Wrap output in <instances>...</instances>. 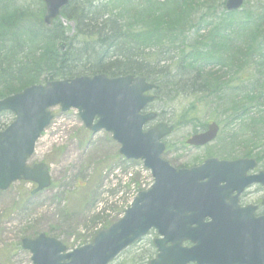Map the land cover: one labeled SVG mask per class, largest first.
<instances>
[{
    "label": "water",
    "instance_id": "obj_1",
    "mask_svg": "<svg viewBox=\"0 0 264 264\" xmlns=\"http://www.w3.org/2000/svg\"><path fill=\"white\" fill-rule=\"evenodd\" d=\"M68 1L43 0L46 25ZM242 1L227 0L225 10H237ZM153 89L143 79H107L101 75L32 86L0 101V113L14 116L11 125L0 132L1 191L21 180L37 185L32 194L50 186L44 165L29 168L25 164L52 119L48 109L57 105L61 112L76 109L90 131L112 134L120 144L119 154L126 160H142L154 179L153 186L137 195L123 218L99 232L90 245L64 253L57 240L44 235L23 239L21 248L30 253L31 264H108L150 229L162 239L153 241L157 255L148 264H264V217L255 219L251 212L238 216L221 207V201L232 192L238 195L253 183L264 186V172L246 177V172L255 167L253 161L246 160H207L197 168L178 172L168 167L159 159L163 146L158 141L170 130L158 125L141 133L142 126L155 117L139 115L153 101L143 94ZM216 132V126L211 125L187 144L203 146L214 139ZM205 219L209 222L204 223ZM183 243L192 247L183 248Z\"/></svg>",
    "mask_w": 264,
    "mask_h": 264
},
{
    "label": "rangeland",
    "instance_id": "obj_2",
    "mask_svg": "<svg viewBox=\"0 0 264 264\" xmlns=\"http://www.w3.org/2000/svg\"><path fill=\"white\" fill-rule=\"evenodd\" d=\"M93 1L96 9L102 11L100 6L104 1ZM192 1L194 6H189V11L186 12L185 7L180 10L189 24L204 23L206 19L202 15L205 14L223 13L225 0ZM4 4L27 12L29 19H25L34 22L41 20L44 13L40 1L0 0V5ZM261 10L264 11V0H245L241 7V11L250 12L254 17ZM113 12L121 15L122 23L129 19L121 6L114 7ZM96 23L94 21L93 25ZM93 25L91 30H95ZM212 29L214 24L200 31L187 26L182 36L187 41L196 35L206 37ZM228 30L226 33L220 30L223 41L230 37ZM92 38L88 36L85 41L89 43ZM82 40L76 39V43ZM57 42L54 41V48L58 56ZM244 44L243 39L236 42L240 49ZM258 49L246 58V55H236L231 69L209 63L200 76L191 73V77L196 78L198 95L189 92L173 101L164 99L161 102L165 113L162 119L172 125V133L165 140L163 160L173 167L185 168L200 164L206 157L249 158L257 161L258 169L264 168V43ZM250 56L256 57L251 59ZM166 66L170 76H175V68L169 62ZM46 74L44 71L43 76ZM207 80L222 84L218 94L202 88ZM205 96H208L206 100ZM217 96L219 99L214 101ZM228 99L238 102V106L225 113L222 109L229 108ZM191 105L195 106L189 112L191 119L184 123L185 112ZM159 106V102L155 103L151 110L155 112ZM50 111L53 119L37 141L28 165H45L51 185L36 195L30 194L34 186L25 182H16L6 191H0V264H31L30 254L20 248L23 238L53 237L68 251L88 244L96 232L120 219L136 194L152 183L149 172L140 162H126L118 155L119 146L109 134L103 131L92 134L85 130L76 111L61 113L58 107ZM11 120L9 114L0 117V128ZM207 121L219 128L215 141L198 150L184 146L183 141L201 131ZM229 139L234 143L226 146ZM253 193H256L255 188L245 193L247 203L258 198ZM155 238V233L150 232L111 264H147L154 256L151 243Z\"/></svg>",
    "mask_w": 264,
    "mask_h": 264
},
{
    "label": "trees",
    "instance_id": "obj_3",
    "mask_svg": "<svg viewBox=\"0 0 264 264\" xmlns=\"http://www.w3.org/2000/svg\"><path fill=\"white\" fill-rule=\"evenodd\" d=\"M102 1V11L96 9L93 0H71L63 9L64 18L76 23L77 33L69 40L64 37L59 24L44 29L40 26L41 20H26L29 19L27 12L8 8L11 7L8 4L0 5V100L29 85L99 74L112 78L143 77L159 85V91L163 88L169 92L165 95L168 100L189 92L198 95L196 78H186L188 74L200 76L209 63L231 69L236 55H246V58L247 54L259 51V45L264 43L262 10L256 17L244 10L236 16L202 15L203 19L209 20L207 25L216 21L214 29L208 31L206 37L196 35L187 41L182 36L185 27L197 30L203 27L202 23L189 24L180 12L183 7L189 11V6H194L192 0ZM116 6H121L125 17H129L124 23L121 15L113 12ZM12 18H21L24 22L14 26ZM234 20L237 22L232 26ZM94 21L97 23L93 25ZM92 25L95 30H91ZM226 29H229L230 37L223 41L220 30L225 32ZM88 36H93L89 43L85 41ZM76 39L83 40L76 43ZM241 39L246 42L243 49L236 45ZM54 41L67 43L64 54L56 55ZM178 50L176 55L171 54ZM254 57L250 56L251 59ZM168 62L175 68L173 77L166 66ZM44 71L46 76H43ZM205 83L209 85L202 84L206 92L218 94L222 88L218 81L207 80ZM207 98L205 96L204 100ZM214 98L216 101L219 96ZM193 108L195 106L191 105L186 110L183 119L189 117ZM233 108L227 110L233 111Z\"/></svg>",
    "mask_w": 264,
    "mask_h": 264
},
{
    "label": "flooded vegetation",
    "instance_id": "obj_4",
    "mask_svg": "<svg viewBox=\"0 0 264 264\" xmlns=\"http://www.w3.org/2000/svg\"><path fill=\"white\" fill-rule=\"evenodd\" d=\"M253 194L258 196L256 201H252V203H247V201L245 200V195H244L239 198L238 203L241 206H245L248 204L255 206L256 214L262 216L264 215V206L261 205V202L264 201V188H256V193H253ZM257 200H259V204L257 203Z\"/></svg>",
    "mask_w": 264,
    "mask_h": 264
},
{
    "label": "bare ground",
    "instance_id": "obj_5",
    "mask_svg": "<svg viewBox=\"0 0 264 264\" xmlns=\"http://www.w3.org/2000/svg\"><path fill=\"white\" fill-rule=\"evenodd\" d=\"M23 22H24V20L21 18H12V21H11L12 25H14V26L20 25Z\"/></svg>",
    "mask_w": 264,
    "mask_h": 264
}]
</instances>
